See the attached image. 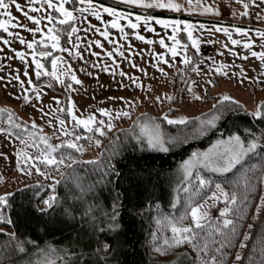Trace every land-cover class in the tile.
<instances>
[{"label":"rangeland","instance_id":"rangeland-1","mask_svg":"<svg viewBox=\"0 0 264 264\" xmlns=\"http://www.w3.org/2000/svg\"><path fill=\"white\" fill-rule=\"evenodd\" d=\"M106 1L120 5V8L125 12L132 14L129 19L133 20L136 14L143 15L137 10L145 12L147 10L154 12L162 10L161 12L168 15L174 14L189 17L186 19L161 16L163 18L189 20L193 24L199 22L206 25L207 27L204 29H193V35L199 41V51L197 52L192 47L191 40L188 39L187 32L184 31L185 25L183 24L175 26V36H173L172 27L164 28L153 21L152 24L155 31L145 28L143 22H140L141 26L138 29H132L128 21L121 17L118 21V23L123 25L124 31L121 32L120 28L113 27L111 23H108V21L115 19L111 13L101 11L99 17L91 15V10L98 5L117 7L115 4L110 5L99 0H92L89 11H74L76 20L69 21L67 24L75 23L79 31L74 32L72 37L67 35L65 39L63 35H65L66 25H60L59 20L56 19V17L62 19V14L54 8H49L44 0H31V3L30 0H18L23 11L17 10L13 5L10 8L13 14L11 18L13 23L7 26V32L4 29H0V36H4L8 40V44H4L0 40V99L2 103L7 105H22L23 117L30 123L35 121L36 125L48 137L50 143H59L65 138L63 132L57 131L61 127L58 120H64L69 129L72 128L73 124L70 114L69 122L60 114L58 115L61 109V101H64L63 93L55 92L47 84H34L38 77L45 74L50 75L49 73L52 72L53 65H51L50 70L45 67V60L51 55H55L53 58H57L56 71L58 74H64L61 77L64 82L61 83L56 77L50 75L51 81L57 89L66 92L68 100L71 99L74 102V112L77 115L95 113L98 119H104L109 122L108 116L97 111V109L102 107L108 108L112 111L110 122L115 125L111 130L117 129L119 126L120 118L116 116V112L120 109H128L129 105L132 106L130 109L132 112L131 117H134V119L140 113H147L150 116L162 119L161 113L166 112L168 109L163 103L166 93L169 92L167 76L174 71L176 65H183V50H186L187 54L193 59L194 55L197 56V61L193 65L194 77L191 82V90L201 98L190 99L185 101L184 104L178 105V110L174 111L171 114L172 116L187 115L196 117L207 111L212 105L210 101H207L208 87H212L215 90L218 98L223 94L230 95L234 99L243 102L247 109H254L258 102L264 100V88L261 87L264 84V78L258 79V77L264 76V68L261 67L260 58L252 55L253 52H264V37L258 34V32L264 31V3H262V0H255V3L252 0H245L248 5L247 9L240 3V0H193L190 5L188 0H179V3L183 4L185 8H191V11L181 10L179 12L166 9H146L139 6L133 7L123 3V0ZM5 2L8 3L9 0H5ZM58 2L59 0H54V3ZM76 4L78 9L89 7L88 4L82 3L80 0H76ZM65 6L72 9L71 0H68ZM205 6L217 8L218 11H204ZM2 11L0 9V13ZM25 11L29 16L36 15L39 18V25L26 18L23 14ZM46 13L52 14L53 19L45 20L44 16ZM0 18L10 19L7 15H0ZM20 24H26L27 28L20 27ZM53 24L56 25L57 29L64 28L63 31H56V34L60 36L59 41H51V38L45 35ZM217 25L221 28H228L229 31L225 33L217 30ZM237 27L248 31L237 33L235 31ZM32 28L41 30L33 33L29 31ZM104 30L109 33L107 37L101 35ZM68 31H71V28ZM134 31H139L147 39L139 40L132 35ZM77 36L79 41L76 40ZM41 37L46 43H40ZM161 38L165 40V44L169 48L176 40L180 41L176 45L175 56L172 55L169 48H165L164 45L160 44ZM21 40L35 41L34 48L29 49L27 44L22 43ZM96 40H100L101 43L96 44ZM149 40L152 43H149ZM232 40H251L253 43L249 48H245L242 43L233 44ZM54 42L59 43L60 47L53 48L52 43ZM14 49L16 51L23 50L25 53L23 60L16 56ZM33 51L37 53L36 58L41 60L44 64V69L47 70H39L41 72L39 76L36 74L38 70L33 63L31 55ZM41 51H46L49 55L41 57L38 55ZM77 51L80 53L79 56L76 55ZM109 52L111 55H108ZM158 53H162L164 58L161 59L157 55ZM165 61L168 62L165 63ZM223 65H227V67H224L222 72H216V67H223ZM105 68L107 71H105ZM161 68L164 69L163 72L160 71ZM196 69H199V71L197 72ZM241 69L245 73L244 76L239 74ZM25 71L28 73L27 76L24 74ZM122 73H126V75ZM224 73L227 74L225 75ZM233 73H236V76H233ZM71 74H75L82 83L78 84L71 80ZM16 76H19L20 80L25 81L23 86L15 79ZM213 77L220 79L218 86L215 83H208L209 80L212 81ZM131 78H135L138 83H132ZM29 79L32 84L27 83ZM68 85H71V87H68ZM253 88L256 89L254 90ZM35 91L41 93L39 99L36 98ZM25 93L32 97L30 101L22 99ZM157 95L160 96V100L154 103L153 99ZM56 97L59 98L58 102L54 99ZM121 97L124 99L122 100ZM41 109H43V112H41ZM48 121H52V123H47ZM162 127L167 134L175 135L177 133L175 128L174 130L166 129L163 123ZM135 133L147 143L146 137L140 132L138 126L135 128ZM3 135L6 136L4 137ZM198 135L201 136V134L197 133L190 134L187 139L198 137ZM6 137L10 139L6 133H0V176H4L5 179L3 181L7 180L9 183L4 190L0 191V194L4 192L11 193L13 189L27 184V182L39 181L45 182L48 186L51 185L53 182L50 177L46 178L34 170L31 175H27L17 169L15 155V147L17 145L16 143L8 144L9 140ZM178 142H184L183 137ZM97 149V147L86 146L83 158L90 159L99 156L100 152ZM203 150L205 149L196 151ZM26 151L29 152L27 148ZM8 152L9 154H7ZM179 171L182 174L180 167ZM52 191L53 189L51 188L50 193ZM222 206H224L223 201L217 202L210 209L211 215L219 214V208ZM263 210L261 209L259 218L250 223L253 225V232L256 230L255 227L259 223ZM237 249H240L242 253L246 250L245 247L240 248V246ZM235 255L236 253L232 259L235 258ZM232 259L230 264H232Z\"/></svg>","mask_w":264,"mask_h":264},{"label":"snow or ice","instance_id":"snow-or-ice-1","mask_svg":"<svg viewBox=\"0 0 264 264\" xmlns=\"http://www.w3.org/2000/svg\"><path fill=\"white\" fill-rule=\"evenodd\" d=\"M49 8H54L57 12L62 14V19L56 17L59 20L60 25H66L71 28V31L67 32L69 37L73 36L74 32L79 31L75 23L67 24L69 21H75L76 17L74 16V11H89L92 5V0H80L82 3H86L89 7L83 9H78L76 0H71L72 9L66 7L65 4L68 0H59L58 3H54V0H44ZM189 5L191 0H188ZM255 3V0H252ZM31 3V0H30ZM123 3L131 5L133 7H143L146 9L155 8V9H166L170 11H191V8H185L183 4L179 3V0H123ZM240 3L244 5V8L247 9L248 5L245 3V0H240ZM264 3V0H262ZM15 6L17 10L23 11L18 0H9L8 3L5 0H0V9L2 13L0 15H7L10 19L0 18V29H4L5 32L8 31V25L13 23L11 19L13 14L10 11L12 6ZM101 11L111 13L115 19L108 21L113 27L120 28L121 32L124 31L123 25L118 23V21L123 17L128 21V24L132 29H138L141 25L140 22H143L144 27L155 31L152 22L155 24L162 25L164 28L172 27L173 36H175L176 25L183 24L185 25L184 31L187 32L188 39L191 40L192 47L199 51V41L193 35V29H204L207 26L197 22L193 24L189 20H180V19H169L163 18L161 16H154L150 14H136L135 19H129L131 13L125 12L119 6L117 7H105L103 5H98L91 10V15L94 17H99ZM204 11L207 12H217L218 9L205 6ZM24 16L31 21L39 25V18L36 15H30L25 11ZM246 14V13H245ZM45 20H52V14H45ZM20 27L27 28L26 24H20ZM217 30H221L225 33L229 31L228 28H221L219 25L216 26ZM39 28L29 29L30 32L35 33L40 31ZM63 31L64 28L57 29L56 25L53 24L49 28L48 32L45 35L51 38V41H59L60 36L56 34V31ZM237 33L247 32V29L237 27L235 29ZM261 37H264V31L258 32ZM15 35V34H12ZM102 36L107 37L109 35L107 30L101 32ZM127 35V33H125ZM132 35L136 36L139 40H146L147 37L140 34L139 31H134ZM0 40L4 44H8V40L4 36H0ZM76 40L79 41V37H76ZM26 43L29 49L34 48L35 41H23ZM152 43L151 40L148 41ZM160 44L164 45L165 48H169L165 44L163 38L160 39ZM40 43L44 44L46 41L43 37L40 38ZM96 44H100V40L95 41ZM180 41L176 40L174 44L169 48V51L173 56L176 55V45ZM233 44L242 43L245 48L253 43L251 40L237 41L232 40ZM53 48H59V43H52ZM14 51H16L14 49ZM25 53L23 50L16 51V56L21 60L24 59ZM33 57V63L36 66L37 75H41L39 70L44 69V64L41 60L37 59V53L33 51L31 53ZM41 57L48 56L49 53L46 51H41L38 54ZM76 55L79 56L80 53L77 51ZM108 55H111L109 52ZM123 55V53H121ZM157 55L163 59V54L158 53ZM183 61L182 63L191 66L195 63L193 57L187 54L186 50L182 51ZM253 56H258L261 60V67L264 68V52H253ZM168 61H165L167 63ZM53 70L50 75L56 77L61 83L64 81L61 77L63 73H57L56 65L57 58L52 59ZM27 67V65H26ZM223 67H216V72H222ZM47 71L46 69H44ZM105 71L107 69L105 68ZM161 72L164 69H160ZM178 71H181L178 69ZM198 72L199 69H196ZM25 76L28 75L25 71ZM126 75V73H122ZM225 75L227 73H224ZM241 76H244L245 73L241 69ZM233 76H236V73H233ZM258 77V79H262ZM15 79L19 81L21 86L24 85L25 81L20 80L19 76H16ZM71 80L75 81L78 84H81L75 74H71ZM132 83H138L135 78H131ZM242 82V81H241ZM27 83L32 84V81L29 79ZM208 83H213L209 80ZM71 87V85H68ZM264 88V84L261 85ZM35 88V86H34ZM188 90L191 91V86L189 85ZM41 93L35 91V96L37 99L40 98ZM19 98V97H18ZM168 100H173L174 97L171 95H166L165 97ZM196 98H201L197 94ZM25 101H30L31 96L26 93L22 97ZM59 100L58 97L54 98ZM123 100L124 98L121 97ZM160 100V96L157 95L153 102ZM135 103V102H134ZM131 105L128 106V109H120L116 112L118 118L122 117H131ZM75 104L69 99L67 102L66 108H63L66 113L70 114L72 117V128H67L66 122L64 120H58L60 124V129L57 131L63 132L64 139L59 143H50L47 136L41 134L39 140L43 144V148H39L37 143H33L32 147L39 149V154L32 155L24 149H20L16 152V167L21 173H26L31 175L33 170L36 173L43 175L44 177H50L52 184L49 185L53 191L43 200L44 207L40 208L41 213L47 212L53 204L58 203L57 193L55 191V186L59 181H57L55 176H50L49 171L46 170L47 166H53L56 170H59L63 165L65 168H75L79 163L92 164L96 166L97 169H102L101 180L105 179L107 176L112 174H118L116 165L111 162L114 158L116 152L119 150V140L116 137H112L109 141L107 148L102 149L101 156L92 157L87 161L81 160L80 156L77 154H82L86 151V145L81 143L82 140H88L94 142L95 145L99 146L102 141L97 137L107 136L109 129L113 128L114 123L110 122L112 118V111L108 108H99L97 111L99 113H104L109 117V122H106L104 119H98L95 113H89L87 115H77L74 112ZM243 109L247 117H251V120H248L244 124L243 128H240L239 125L235 124L236 119L239 117H232L231 114L235 111ZM0 112H6L8 114V125L9 127L4 128L0 127V133H11L13 131V125L15 128L24 129L25 125L22 123H14L12 117L14 113L10 108L0 109ZM43 112V109H41ZM162 120L157 117L150 116L147 113H140L139 116L133 120L132 125L129 126L130 129H134L136 126L139 127L140 132L146 137V145L143 143L141 136L135 135L133 133L134 139L139 143L141 148L147 147L151 149H158L163 152L169 151V148L174 146L175 143L180 141L183 137L184 142H186L187 136L193 133L204 134L209 129L215 130L220 122L226 121L230 117L233 119V126L237 129L236 131H231L227 136H220L214 140L209 147L203 151H194L188 157V159L183 160L180 164V169L182 170L183 179L180 184L176 186L178 192H184V206L183 210L179 212L178 215L168 214L162 212L159 205L156 206V215L153 217L155 228L152 231V242L154 249L160 253H167L173 251L175 248L183 246L185 244L189 245L191 249L196 252L194 257H189L187 251L177 253L174 261L171 264H228L226 256H229L230 253L228 249L232 247L240 237L241 228L246 214L249 209V201L252 199L253 195L258 193L259 201L256 204L255 211L253 212V219L259 218L261 209H264V100L258 102L255 105L254 109H247L241 105L240 101L235 100L232 96L223 94L220 96L219 101L213 105V111L209 114L208 117L203 115L196 117L195 119L190 118L187 115H178L172 116L169 111L161 113ZM163 121H166L168 125H176L177 133L175 135L167 134L162 127ZM257 121L258 123H253ZM198 122V123H197ZM47 123H52L48 121ZM33 128L39 127L36 125L35 121H31ZM188 124L195 125L194 128H188ZM259 125V126H258ZM27 135L32 136L33 134L27 133ZM19 139V137H17ZM33 139L35 137L33 136ZM23 143V141H21ZM111 150V151H110ZM105 154L107 157L105 158ZM71 162V163H68ZM24 165V166H22ZM202 169H207L212 174H220V176L215 177L213 175L203 174ZM61 176L67 177V172H60ZM73 179L76 183V186L80 189L81 193L85 191H91V186L84 188L80 182L79 176L75 171L72 173ZM5 179L4 176H0V180ZM227 183L231 186V189L226 188L224 184ZM37 185H40L39 181H36ZM206 190V194L201 197V193ZM12 195L10 192H4L0 194V206H9V197ZM39 195V192L35 193ZM200 199V202L197 203L196 200ZM219 201L224 202V206L219 208V216L213 219L210 209ZM181 202L180 196L177 194L173 197V202L170 205L173 209L176 208V205ZM92 208L89 206L88 212L86 215L91 214ZM65 215H70L68 210H65ZM119 215L113 208V215L111 217L113 223L110 227H117L115 220ZM186 220H190V223H185ZM0 221H6L8 224H12L10 217H6L2 212H0ZM95 223V221H93ZM253 225L249 224L248 228H252ZM5 229L0 228V233H4ZM170 232V235L168 234ZM158 233H160L158 235ZM9 236L10 240L15 241L14 249L9 250L7 246H4L0 249V257H4L8 261V264H13L10 257L14 254H24L28 251L26 245L29 243L32 247H38L36 241L26 240L17 238L16 234L5 233ZM251 233L247 230L243 232V238L239 239L240 248L246 247V241ZM257 244L259 245V256L254 257L253 253L257 251ZM47 249L55 254V248L52 245H47ZM110 245L107 242L103 243V248L108 249ZM63 251V250H61ZM5 252L8 253L7 256H4ZM67 258H60L57 256V260L53 262L52 260H46L45 264H73L74 260H80L82 264H87L84 259V254H75L72 252H67L64 254ZM243 253L240 249L236 250L235 258L232 259V264H240L241 256ZM29 264H32L29 261ZM244 264H264V235H258L256 241L253 242L252 251L249 253Z\"/></svg>","mask_w":264,"mask_h":264},{"label":"trees","instance_id":"trees-1","mask_svg":"<svg viewBox=\"0 0 264 264\" xmlns=\"http://www.w3.org/2000/svg\"><path fill=\"white\" fill-rule=\"evenodd\" d=\"M99 1L110 5L115 4L106 0ZM115 5L121 7L118 4ZM137 11L156 16L189 18L174 14L168 15L161 11ZM69 28L66 26V36L63 35L65 39ZM54 56L51 55L45 60L47 70H50ZM193 60L197 61V56L194 55ZM193 65H176L174 71L167 76L169 92L166 95H171L174 99L168 100L165 95L163 103L168 107L167 111L170 114L178 110V105L197 97L193 90H188L194 77ZM178 69L181 71H178ZM212 81L217 84L216 86L220 83V79L216 77H213ZM34 84H47L55 92L63 93L64 101H61V109L58 115L60 114L69 122V114L63 110L68 102L66 92L57 89L48 74L38 77ZM207 101L212 103L211 107L196 117L201 115L208 117L213 111V105L219 101L218 95L212 87L207 88ZM240 103L245 107L243 102ZM3 108L12 110L14 123L25 125L24 129L15 128L13 125V131L7 133L18 144L16 152L27 148L32 155L39 154V149L32 147V144L35 142L39 145V148L44 147L39 140L41 134L45 135L41 128H33L32 124L23 117L22 105H7L1 101L0 109ZM231 116L240 118L235 120V124L239 125L240 128H243L244 124L251 120V117L243 119L246 116L243 109L235 111ZM196 117L190 118L195 119ZM133 120H135L134 117H122L118 122L117 129L107 130V136L96 134L102 141L99 146L86 139L81 141L88 147H97L100 152L99 156H101L102 149L108 147L112 137H116L120 142L119 150L111 162L116 165L118 174L109 175L101 180L102 169H97L92 164L79 163L74 169L65 168L62 165L59 170H56L53 166H47L46 170L59 181L55 186L59 202L53 204L44 213H41L39 209L43 208V200L51 191V188L45 182H40V185H37L35 181L27 182V184L13 189L12 195L8 198L9 206H0V212L12 220V224L0 221V228L5 229L4 233H0V249L4 246H7L9 250L14 249L15 241L10 240L9 236L5 234L13 232L17 238L36 241L38 246L32 247L29 243L26 245L27 252L12 255L10 259L13 264H29V261L32 264H45V261L49 259L55 262L57 256L62 259L67 258L64 254L69 251L75 254L83 253L87 264H171L177 253L187 251L189 257L196 255V252L187 244L167 253L155 251L151 235L155 228L153 217L156 215L157 205H159L162 212L168 214L178 215L183 210L185 193L178 192L176 188L183 179L179 171L180 164L192 152L198 149H206L218 137L227 136L231 131H236L237 129L233 126V119L230 117L226 121L220 122L215 130L209 129L201 136L187 139L186 142H177L167 152L147 147L141 148L133 136L136 127L134 129L129 128ZM7 121L8 114L0 112V127H9ZM253 123L258 122L253 121ZM163 126L168 130H174V128L177 130L176 125H168L166 121H163ZM187 127L194 128L195 125L188 124ZM27 133L33 135L29 136ZM33 136L35 139H33ZM143 143L146 145V142L143 141ZM77 155L80 156L81 160H89L83 158V153ZM106 157L107 154H105ZM73 171L78 174L82 186L84 188L91 186V191L81 193L73 179ZM60 172H67L68 176H61ZM202 172L206 175H213L214 178L220 176V174H212L204 169H202ZM8 183L7 180H0V191L4 190ZM224 186L231 189V186L227 183ZM37 192H39V195H35ZM177 194L180 196L181 202L173 209L170 205L173 202V197ZM204 194H206V190L201 193L200 198ZM258 197L257 193L249 201L250 210L244 218L240 237L228 249L230 253L229 256H226L228 264L231 263L232 257L240 246L239 239L243 238L245 230L249 231L251 235L248 237L246 250L240 264H244L246 261L257 236L264 235V210L257 227H255L256 230L253 232L252 228L251 230L248 228V225L255 220L253 219V212ZM196 202L199 203L200 199L198 198ZM89 206H91L92 212L86 215ZM114 207L115 211L119 213L115 220L117 225L115 228L110 227L113 223L111 217ZM65 210H68L70 215H65ZM218 216L219 214L215 213L212 217L215 219ZM185 223H190V220H186ZM168 234L170 235V232ZM104 242L110 245L108 249L103 248ZM47 245H52L55 248V254L47 249ZM258 249L259 245L257 244V251L253 253L254 257L259 256ZM7 255L8 253L5 252L4 256ZM0 264H8V261L4 257H0ZM73 264H82V262L74 260Z\"/></svg>","mask_w":264,"mask_h":264},{"label":"crops","instance_id":"crops-1","mask_svg":"<svg viewBox=\"0 0 264 264\" xmlns=\"http://www.w3.org/2000/svg\"><path fill=\"white\" fill-rule=\"evenodd\" d=\"M193 0H191V2H192ZM210 1H214V0H210ZM162 11V10H161ZM7 134V133H6ZM8 135V134H7ZM4 137L6 136V135H3ZM9 136V135H8ZM9 138L10 139H8V137H6V139H8L9 140V142H8V144H15L16 143V145L18 146V144H17V142H16V140L15 139H13L11 136H9ZM15 141V142H14ZM10 144V145H11ZM15 145V146H16ZM17 146L15 147V149L17 150ZM16 150H15V155H16ZM7 154H9V152L7 153Z\"/></svg>","mask_w":264,"mask_h":264}]
</instances>
